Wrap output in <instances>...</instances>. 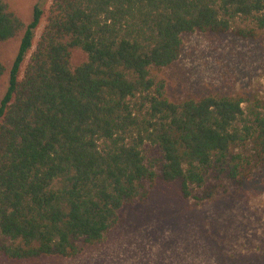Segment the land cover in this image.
<instances>
[{
    "label": "trees",
    "instance_id": "16d2710c",
    "mask_svg": "<svg viewBox=\"0 0 264 264\" xmlns=\"http://www.w3.org/2000/svg\"><path fill=\"white\" fill-rule=\"evenodd\" d=\"M26 23L0 0V253L74 257L147 198L146 180H180L184 197L212 172L243 181L264 167V110L208 94L175 101L154 69L181 54L182 34L264 30V0H53ZM87 52L71 64L72 51ZM9 80L5 92V76ZM157 145L159 171L144 146ZM214 193L208 191L206 196Z\"/></svg>",
    "mask_w": 264,
    "mask_h": 264
},
{
    "label": "rangeland",
    "instance_id": "374dc122",
    "mask_svg": "<svg viewBox=\"0 0 264 264\" xmlns=\"http://www.w3.org/2000/svg\"><path fill=\"white\" fill-rule=\"evenodd\" d=\"M5 1L26 23L32 21L37 6L44 10L23 73L53 0ZM246 23L237 19L235 27ZM234 28L182 34L178 59L153 72L165 81L170 99L227 94L242 98L246 112L264 110V30L244 37ZM19 44L18 37L12 38L0 45V53L12 61ZM86 59V51L73 49V67ZM8 80L7 74L2 92ZM144 153L148 165L158 173L160 148L147 142ZM146 188L147 198H137L122 208L124 222L78 255L11 259L0 253V264H264L262 165L243 181L212 172L204 186H193L189 198L184 197L180 180L165 181L157 176L146 180ZM208 191L214 194L207 197Z\"/></svg>",
    "mask_w": 264,
    "mask_h": 264
}]
</instances>
